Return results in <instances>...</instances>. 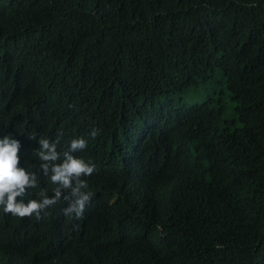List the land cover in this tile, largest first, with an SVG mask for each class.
<instances>
[{
  "label": "trees",
  "instance_id": "1",
  "mask_svg": "<svg viewBox=\"0 0 264 264\" xmlns=\"http://www.w3.org/2000/svg\"><path fill=\"white\" fill-rule=\"evenodd\" d=\"M218 70L236 120L183 102ZM61 132L58 151L88 141L94 195L79 219L63 199L41 219L0 207V264H264V0H0L25 202L51 196L38 141Z\"/></svg>",
  "mask_w": 264,
  "mask_h": 264
},
{
  "label": "clouds",
  "instance_id": "2",
  "mask_svg": "<svg viewBox=\"0 0 264 264\" xmlns=\"http://www.w3.org/2000/svg\"><path fill=\"white\" fill-rule=\"evenodd\" d=\"M99 130L93 128L90 137L95 139ZM63 133L55 142L47 138L38 141L40 169L54 187L51 196L48 189L38 192V199H28L29 191L38 187V177L22 166L21 143L11 134L0 138V207L5 213L19 218H42L49 208L62 199L67 202L63 214L68 218H81L94 193L89 190L87 177L95 172V165L75 155L87 148L88 141L73 138L58 151ZM31 139H35L34 137Z\"/></svg>",
  "mask_w": 264,
  "mask_h": 264
},
{
  "label": "rangeland",
  "instance_id": "3",
  "mask_svg": "<svg viewBox=\"0 0 264 264\" xmlns=\"http://www.w3.org/2000/svg\"><path fill=\"white\" fill-rule=\"evenodd\" d=\"M224 81V76L218 70L215 76L203 83L200 88L185 94L183 102L187 105H194L197 103L202 104L211 99H216L218 102L221 99L226 107L225 118L236 120L234 102L226 86L223 84Z\"/></svg>",
  "mask_w": 264,
  "mask_h": 264
}]
</instances>
